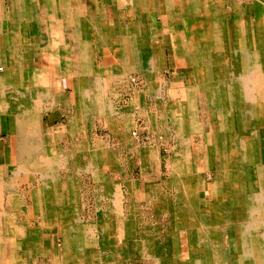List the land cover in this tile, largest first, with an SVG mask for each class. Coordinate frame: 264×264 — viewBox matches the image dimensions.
I'll list each match as a JSON object with an SVG mask.
<instances>
[{
    "label": "bare ground",
    "instance_id": "1",
    "mask_svg": "<svg viewBox=\"0 0 264 264\" xmlns=\"http://www.w3.org/2000/svg\"><path fill=\"white\" fill-rule=\"evenodd\" d=\"M69 4L67 10L71 6V16L77 19L76 31L88 43L95 40L113 53V82L127 86L134 73L145 77L148 88L143 97L152 100L138 111L143 113L152 141L160 131L165 134L170 158L164 168L151 145L141 156L146 217H155L149 218L136 240L137 233L132 236L134 208L105 173L118 169L124 174L123 165L108 144L101 142L103 149L89 153L90 160L79 166L93 172L102 185L96 216H87L81 225L96 235L83 238L78 231L69 232L63 220L66 215L55 211L54 226L62 245L60 254L45 263L83 264L82 256L88 255L85 264H128L134 258H143L144 264H264V0H161L160 7L152 0H105L99 15L85 19L77 15L74 0ZM249 6L254 8L246 12ZM152 14L160 19L157 32ZM246 19L256 32L257 48L255 41L246 39ZM38 24L32 25L33 32L40 31ZM57 25L65 30L62 20ZM168 29L177 62L194 70V82L188 79L186 85L169 90L171 113L164 106L157 64L147 61L149 52L153 58L154 40ZM149 30L151 45L144 39ZM97 78L99 84L107 83L106 74ZM106 88L102 94H107ZM178 90L179 101L173 99ZM134 93L135 104L142 102ZM103 107L114 112L111 105ZM105 110L102 116L109 118ZM18 126V139L26 142L28 137L23 135L29 123L19 120ZM199 135L219 160L220 171L213 177L197 172L195 155L186 150L185 145H194ZM51 159L44 165H28L23 176L32 174L30 180L47 177L44 184L50 186L49 180L55 181L59 170L71 172L67 162ZM22 207L18 206L23 210L18 214V264H36L40 240L25 229L29 216ZM7 214H0V225ZM113 214L115 218L108 220ZM13 229L10 235L16 234ZM1 242L0 264H8Z\"/></svg>",
    "mask_w": 264,
    "mask_h": 264
},
{
    "label": "crops",
    "instance_id": "2",
    "mask_svg": "<svg viewBox=\"0 0 264 264\" xmlns=\"http://www.w3.org/2000/svg\"><path fill=\"white\" fill-rule=\"evenodd\" d=\"M104 2L74 0L79 9L77 15L82 19L99 15ZM69 3L70 0H0V214L9 213L0 225V242L6 247L4 261L8 264H18V214L23 212L18 210L19 205H23L22 208H25L29 216L25 229L31 235H38L40 240L36 264H46L45 261L53 260L60 254L62 239L55 230V211L66 215L63 220L66 219L65 229L69 232L78 231L83 238H88L92 235L88 232L94 231L81 225L87 216H96L98 200L103 192L102 185L93 172H85L79 166L90 160L89 153L103 149L101 143L87 144V137L92 134L88 132L87 119L104 118L108 122L100 114L104 103L111 104V101L108 94H102V91L106 87L108 91V82H112L114 57L99 42L94 40L88 43V38L76 31L77 19L71 16V6L68 10L66 8ZM160 3L161 0H152L155 7H160ZM253 8L249 6L245 11ZM61 20L65 28L63 31L57 25ZM38 22L40 31L33 32L32 25ZM168 30L158 39L155 38L153 58L150 52L147 58L148 62H156L158 75L161 72L171 73L189 68L177 62L173 48L168 50L167 41H171V47L173 43L172 34ZM144 39L151 45L150 30ZM105 74L107 83H103L106 85L104 88L103 84L98 83L97 76L103 77ZM134 77L145 79L140 75ZM127 110L131 111V108ZM19 120L29 123L28 133L23 135L28 137L26 142L18 139ZM98 130L93 135H102L106 131L108 133L105 137L110 141L113 140L112 135H118L113 127L100 126ZM117 145V149L111 148L110 144L107 147L110 152L116 153L126 167L133 147L121 143ZM204 155L203 162L212 170L214 155L210 153L209 145ZM53 156L67 162L71 172L59 170L54 175L57 179L54 181L51 177L52 180H49L50 186L49 183L48 186L44 184L47 183V177L45 180H30L32 174L23 176L27 173L23 169L28 165H44L50 158L55 159ZM138 165L144 167L140 158ZM112 174L111 182L117 184L124 195L122 197L129 200L130 207L134 208L135 219L138 218V221L132 228V236L135 237L137 233L136 240H140V233L146 229L144 220L149 213L146 194L141 188L143 177L134 178L127 172L125 177L114 175L113 178ZM75 216H78L77 220ZM10 229L16 234L10 235ZM93 249L96 252L97 248Z\"/></svg>",
    "mask_w": 264,
    "mask_h": 264
},
{
    "label": "rangeland",
    "instance_id": "3",
    "mask_svg": "<svg viewBox=\"0 0 264 264\" xmlns=\"http://www.w3.org/2000/svg\"><path fill=\"white\" fill-rule=\"evenodd\" d=\"M152 16L154 17L152 27L155 28L156 31L155 30L154 31L157 32L158 28H160V19L157 17V14H155V15L152 14ZM246 18H247V16H246ZM246 21H247L246 22V30H245L246 31L245 32L246 39L248 40V43H251V42L254 43L253 41H255L253 47L257 48L256 32L254 31V29H252L250 27V25L248 23V19H246ZM167 43H168V45H167L168 50L170 51L173 48V53H174L173 43H172V47L170 45L171 41H167ZM154 49H156V47ZM170 53L172 54V52H170ZM189 68H191V69H189ZM189 68H183L181 70H178L177 72H171V73L170 72H168V73L161 72L159 75V78H160V76L162 78V79L160 78L161 79L160 87L162 89L161 92L164 95V101H165L164 106H165L167 111L170 110L169 111L170 113L173 110L172 109L173 106L170 105V100L172 99V97H171L172 95H171V93H169V90H171V87L173 88V86L186 85V82H188V79L192 80V78L194 76V70L192 69V67H189ZM183 74H185V75H183ZM136 75H140L142 78H144L143 75H141L139 73L133 74V76H136ZM180 75H183V76H180ZM176 77L177 78L179 77V79H176ZM191 82H194V80H192ZM109 83L110 82H108V85H109L108 89L109 90H108L107 94L110 97L109 99L111 101V104H105V105L113 106L114 112L111 114V113H109V109L105 110L104 107L102 106V109L105 110L107 112V114L109 115L108 116L109 118H107V120H108L107 123L105 121L106 119H104L103 117H102L103 120H101L99 118L92 119V120L88 119L87 129H88V132H90V133L92 132V134L87 137L88 142L93 143V144L94 143L99 144L101 142L106 144V145L110 144V147L114 148V149H117V147H118L117 143H121V144H123V146H128V147L132 146L133 152L132 151L130 152L131 153L130 154V161L128 163V166L126 165L127 168L124 166L123 163H121V162H119V163H121V165H123V167L121 169L124 171V174L129 172V175L133 176L134 178H141L142 177V168L140 167V165H138V162H139V158L141 159V156L144 154V149L146 147H149L150 145L156 147V151H158V153H159L160 160L162 162V166L164 168H166L167 161L170 158V154L168 152L170 145H166L163 141L167 137L165 136V134L162 131H160L158 134V137H157L158 140L156 138H154L152 141L151 137H153V135H151L148 132L146 120L143 117V113L138 111L139 108L144 109L145 106L152 100V98H150L149 96L143 97V95L146 94L147 88H148L147 83L145 82V79L143 80V84L140 87L139 86L137 87L132 83L130 84V82L127 83V86H126V84L119 86L117 84V82H113V81L110 84ZM134 91L137 92L136 94H138V97L142 98V102H137L138 104H135V102H133L134 95H135ZM180 97L181 96L179 95V90H178V92L176 93V95L173 99L176 98L175 100L179 101ZM127 108H131L132 112L128 111ZM128 114H130V115H128ZM100 115L102 116V113ZM120 116H121V118H120ZM104 117H107V116H104ZM111 118H112V121L110 122L109 120H111ZM171 118H172V116L169 115L168 116L169 122L172 120ZM108 123L111 124L112 126L108 125ZM100 126H104V127H108V128L113 127L114 131L117 132L118 135L117 134L112 135L113 136L112 141H110L111 139L105 137V134L108 133L106 131L102 135H100V134L99 135L98 134L93 135L97 131L99 132L98 129ZM135 131L137 132V136H135L133 134ZM121 133H123V135ZM121 136H123V137H121ZM122 138H125L124 142L121 140H117V139H122ZM150 141L153 143H151ZM202 142H203V139H201V135L196 136V138L194 139V145H191L188 143L185 145L186 150L187 151L192 150L193 154L195 155V164L197 166L196 171L201 173V174L213 177L218 171H220L219 160L216 156H214L213 169L210 170L207 168V165L203 162V160L205 159L204 154L207 152V146L208 145H206L204 142L203 143ZM209 149H210V153L212 154V150L210 147H209ZM198 159L199 160L202 159V160H200L201 162L198 163L197 162ZM111 172L114 173V174H112V177L114 175H117V176L119 175L120 177H123V175H124L118 169L113 170V171L109 170V169L105 170V173L107 174V176L109 178H110ZM113 178H115V177H113ZM89 217H91V216H89ZM151 217L154 219L155 216L154 215H148L146 221L144 220V222L146 223L147 221H151L149 219ZM114 218H115V216L113 214V215L108 217V220H111ZM135 221L137 222L138 218H136ZM142 221L143 220L141 217L140 222L142 223ZM150 228L153 229V226ZM88 234L96 235V233H92V232H88ZM93 244L95 246L96 243L93 242ZM83 256H82V260L84 261L83 264H85L86 260H90V257L88 255L84 256V257ZM100 257H102V256H100ZM97 264H101V263L97 262ZM128 264H144V259L143 258L142 259L141 258L140 259L134 258V259L130 260V262H128ZM154 264H156V263H154Z\"/></svg>",
    "mask_w": 264,
    "mask_h": 264
},
{
    "label": "built area",
    "instance_id": "4",
    "mask_svg": "<svg viewBox=\"0 0 264 264\" xmlns=\"http://www.w3.org/2000/svg\"><path fill=\"white\" fill-rule=\"evenodd\" d=\"M0 70H2V68H0ZM131 83L134 84L137 87L138 86L140 87L143 84V80L141 78H139V77H134V78L131 79ZM133 134L135 136H137V132L136 131Z\"/></svg>",
    "mask_w": 264,
    "mask_h": 264
}]
</instances>
